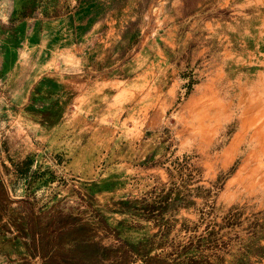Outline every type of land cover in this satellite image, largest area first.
<instances>
[{
  "label": "rangeland",
  "instance_id": "374dc122",
  "mask_svg": "<svg viewBox=\"0 0 264 264\" xmlns=\"http://www.w3.org/2000/svg\"><path fill=\"white\" fill-rule=\"evenodd\" d=\"M262 212L264 0H0V264H264Z\"/></svg>",
  "mask_w": 264,
  "mask_h": 264
},
{
  "label": "crops",
  "instance_id": "0c3cea01",
  "mask_svg": "<svg viewBox=\"0 0 264 264\" xmlns=\"http://www.w3.org/2000/svg\"><path fill=\"white\" fill-rule=\"evenodd\" d=\"M65 24V21L64 22H60L59 24H56L58 27H62L63 25ZM56 25H53V27L55 28L56 27ZM85 26H82V27H80V29H79V34L80 35H82L83 33H85V31H83V28H84ZM89 27H92V26H89V25H87V28H89ZM86 28V27H85ZM65 36V40H66V35H64ZM72 31H71V29L69 28V29H67V42L68 43H71V40H72ZM79 127V126H78ZM89 142V140L87 139V137L86 136H82V135H76V136H72V134L70 135V137H69V144H79L80 145V147H81V145L82 144H85V143H88ZM82 157V152L80 151L79 152V154H74V156L72 157V155H70L69 157H68V159H75V160H79V158H81ZM261 217H262V219H263V221H261L262 222V224H264V212H262L261 213Z\"/></svg>",
  "mask_w": 264,
  "mask_h": 264
}]
</instances>
